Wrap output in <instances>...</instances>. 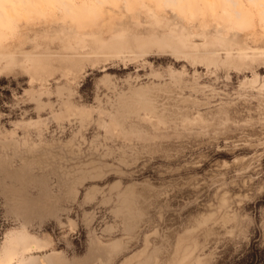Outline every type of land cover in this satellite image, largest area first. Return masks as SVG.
Returning a JSON list of instances; mask_svg holds the SVG:
<instances>
[{
  "label": "rangeland",
  "instance_id": "rangeland-1",
  "mask_svg": "<svg viewBox=\"0 0 264 264\" xmlns=\"http://www.w3.org/2000/svg\"><path fill=\"white\" fill-rule=\"evenodd\" d=\"M69 1L0 0V264H264V0Z\"/></svg>",
  "mask_w": 264,
  "mask_h": 264
},
{
  "label": "bare ground",
  "instance_id": "bare-ground-1",
  "mask_svg": "<svg viewBox=\"0 0 264 264\" xmlns=\"http://www.w3.org/2000/svg\"><path fill=\"white\" fill-rule=\"evenodd\" d=\"M64 1H65V8H66L67 12L70 13L71 12V8L74 6V4L71 1H69V0H64ZM95 1H97L99 3H102L103 0H95ZM143 1L145 2V0H143ZM164 1L167 2V3H173V4H179V2L185 3V0H164ZM229 1L232 3L233 11L235 13H237L238 16L240 14H242V11L240 9L242 4H241L240 1L239 0H229ZM8 9H9V11H12V7L10 5L8 6ZM110 44L113 45V44H115V42H111ZM117 46L119 47V44ZM125 46H127V45H125L124 42H120V48H123ZM74 58L76 59V57H74ZM75 59H73L74 63H75ZM50 62L51 61H49V60L45 61L44 59L39 58V59H34L33 60V65L38 70H46L47 67L49 66ZM20 242H22L29 250L33 249V248H39L40 247L35 242H34V244H32L30 238L27 239L24 236L20 237ZM13 243H14V238H9L8 244L5 246V249H4V255H3V263L4 264L8 263L9 259L12 258L13 254L15 253V249H13V247H14ZM115 246H118V243H116ZM115 246H113V247L115 248ZM48 261H49L48 259L41 257V263L42 264H48ZM100 262L102 264L104 263L103 260H100ZM58 264H61V263L58 262Z\"/></svg>",
  "mask_w": 264,
  "mask_h": 264
}]
</instances>
